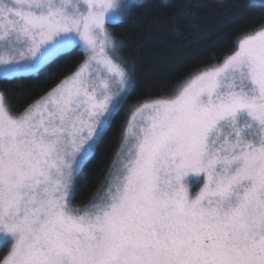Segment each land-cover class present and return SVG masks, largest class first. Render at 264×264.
I'll list each match as a JSON object with an SVG mask.
<instances>
[{
    "label": "snow or ice",
    "instance_id": "snow-or-ice-1",
    "mask_svg": "<svg viewBox=\"0 0 264 264\" xmlns=\"http://www.w3.org/2000/svg\"><path fill=\"white\" fill-rule=\"evenodd\" d=\"M135 6L0 0V81L85 56L20 114L0 90V264H264V25L174 96L134 106L105 187L73 205L136 87L109 29Z\"/></svg>",
    "mask_w": 264,
    "mask_h": 264
},
{
    "label": "trees",
    "instance_id": "trees-1",
    "mask_svg": "<svg viewBox=\"0 0 264 264\" xmlns=\"http://www.w3.org/2000/svg\"><path fill=\"white\" fill-rule=\"evenodd\" d=\"M131 15L117 27L123 42L120 58L135 68L136 87L95 158L76 181L73 205H86L100 188L117 152L128 110L143 101L172 94L193 73L220 63L236 49L237 40L264 25V0H136ZM84 60L78 50L44 68L38 78L0 81V90L20 113ZM44 73L55 78L45 81Z\"/></svg>",
    "mask_w": 264,
    "mask_h": 264
},
{
    "label": "rangeland",
    "instance_id": "rangeland-1",
    "mask_svg": "<svg viewBox=\"0 0 264 264\" xmlns=\"http://www.w3.org/2000/svg\"><path fill=\"white\" fill-rule=\"evenodd\" d=\"M136 1V0H135ZM110 29V28H109ZM253 32H255V31H253ZM253 32H250V33H253ZM250 33H247L246 35H248V34H250ZM246 35H244V36H246ZM244 36H242V37H244ZM241 38V37H240ZM236 50V49H235ZM116 55H118L119 56V50H118V52L116 53ZM120 57V56H119ZM84 59H85V56H84ZM83 62V61H82ZM81 62V63H82ZM219 64V63H218ZM217 65V64H216ZM206 68H209V67H205L204 69H206ZM204 69H202V70H204ZM76 70V69H75ZM75 70H73L71 73H73ZM201 70H199V71H197V72H195V73H193V74H196V73H199ZM70 73V74H71ZM69 74V75H70ZM68 75V76H69ZM68 76H66V77H68ZM192 76V75H191ZM190 76V77H191ZM65 77V78H66ZM190 77H188V78H186V79H184L183 81H182V83L181 84H179L174 90H173V92H172V94L171 95H169V96H166V97H161V98H167V97H171V96H174L177 92H178V90L183 86V84L190 78ZM64 78V79H65ZM63 80V79H62ZM62 80H60V82L62 81ZM59 82V83H60ZM59 83H57V84H59ZM56 84V85H57ZM56 85H54L51 89H49V91L48 92H46L45 94H43L41 97H39L38 98V100H36V101H34V102H32L31 104H29V105H32L33 103H35V102H37V101H39L41 98H43L47 93H49ZM158 99H160V98H158ZM150 100H155V99H150ZM150 100H148V101H150ZM143 102H145V101H143ZM143 102H140V103H143ZM139 103V104H140ZM28 105V106H29ZM136 105H138V104H136ZM135 105V106H136ZM27 106V107H28ZM134 108V106L133 107H131L129 110H128V114H127V119H126V121H125V123H124V125H123V130H122V132H121V136H120V141H119V144H118V147H117V152L119 151V149H120V146H121V143H122V139H123V132H124V128H125V124H126V122H127V120H128V117H129V115H130V112H131V110ZM23 112V111H22ZM22 112H20V113H22ZM20 113H16V114H20ZM117 152L115 153V155H114V157L111 159V161H110V164H109V166H108V168L106 169V171H105V178H104V180L101 182V186H100V188L98 189V191H97V193L93 196V198L90 200V201H92L96 196H97V194L98 193H100L101 192V190L105 187V181H106V179H107V177H108V174H109V171H110V169H111V166H112V164H113V161H114V159H115V157H116V154H117ZM202 187V181H198L196 178H193V179H191L190 181H189V190H190V193L192 194V195H195L198 191H199V189ZM89 201V202H90ZM89 202H87V204L89 203ZM86 204V205H87ZM75 206V205H74ZM77 206V205H76ZM82 206H84V205H82ZM81 206V207H82ZM9 247H10V244L9 243H5V244H3L2 246H0V258H2L7 252H8V250H9Z\"/></svg>",
    "mask_w": 264,
    "mask_h": 264
}]
</instances>
